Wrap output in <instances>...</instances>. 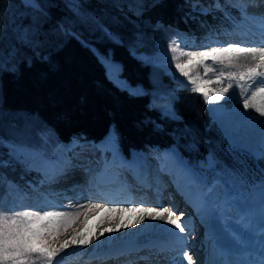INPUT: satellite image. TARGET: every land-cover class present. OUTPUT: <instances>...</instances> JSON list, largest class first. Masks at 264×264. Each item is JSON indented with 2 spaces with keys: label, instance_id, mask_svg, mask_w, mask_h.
<instances>
[{
  "label": "trees",
  "instance_id": "obj_1",
  "mask_svg": "<svg viewBox=\"0 0 264 264\" xmlns=\"http://www.w3.org/2000/svg\"><path fill=\"white\" fill-rule=\"evenodd\" d=\"M38 1L42 12L18 0H0V162H6L0 165V189L25 193L26 185L40 173L36 163L11 159L6 145L37 135L41 125L54 130L55 142L77 134L97 141L112 128L124 152L131 147L149 150L173 143L197 167L199 159L210 155L246 186L264 178V159L230 147L191 95L179 94L172 100L171 107L180 118L173 120L156 113L143 97H127L106 87L89 51L62 32V26L75 30L85 43H92L101 40L97 29L90 22V29L86 28L62 0ZM75 1L124 43L133 39L131 20L144 31L156 23L194 36L218 26L227 28L231 21L224 9L214 6L216 0H138L140 5L137 0ZM193 1L205 5L191 6ZM203 7L208 10L199 9ZM25 28L30 40L21 43L12 32ZM33 125L35 133L30 130ZM94 153L99 157L98 151Z\"/></svg>",
  "mask_w": 264,
  "mask_h": 264
},
{
  "label": "rangeland",
  "instance_id": "obj_2",
  "mask_svg": "<svg viewBox=\"0 0 264 264\" xmlns=\"http://www.w3.org/2000/svg\"><path fill=\"white\" fill-rule=\"evenodd\" d=\"M62 1L67 8L74 12L75 17L78 18L80 22L86 24L84 25L86 28L90 29L89 25H87L88 22H90V24H92L93 26V30L97 29V34H99V38H101V40L97 41L96 39L92 43H84L83 39H81L77 35L75 30L73 31L69 28L65 29V27L62 26V32L65 33V35L68 32L71 38L79 41L89 51V56L92 59V65L101 72L106 87H108L112 91L121 92L127 97H143L147 105L149 107H152L156 113L161 116L165 115L173 120H179L180 118L171 107L172 100L179 94H189L194 97L197 105L204 108L207 122L212 126V128H215L219 132L221 138H223V140L227 142L230 147L244 151L253 158L264 159V133L261 134L262 143L258 147L252 145L238 146L236 145V143L232 142L231 139H229V137L224 133L218 123V120H222V118L226 120V114L241 112L247 117H253L254 120H256V122L260 125L264 124V121L259 119V116H254L252 112H249L250 109H245L242 103H237L238 107H236L234 103L235 101H233L232 99L223 98L218 102L206 103L203 99L202 94L192 92L188 87L185 86L187 83V78L176 71L175 61L172 60L173 53L170 51V46L179 45L181 50L184 51L201 50L204 48L206 49L210 46L215 47L216 44L220 42L221 44L239 43L241 44V46H264V38H254L255 35H257L258 37V34H260L261 36H263L262 34H264V28H262L261 26L262 21L260 19L261 17H264V5H259V10H261L260 13L259 10H253L254 4L252 2H254V0H224V4L220 3L221 5H223L221 9H224L225 12H227L226 16H228V18H232L231 21L229 20L228 22V27L221 28V26H218L219 28H215L212 30L209 29L202 36H194L192 34L189 35L182 29H170L166 26L163 27L162 25L156 23L151 27V29H149V31H144V29L136 25L135 21L131 20L130 24L132 25L133 39L130 41V43H124L120 35H115L106 27L105 24H103L95 16H93L91 12H83L75 0ZM18 2L24 7L30 8L36 12H42V6L40 5L38 0H18ZM244 2L249 4V7L247 8V15L244 14L241 7L232 6L233 3ZM137 3L138 5H140V2L138 0ZM190 5L203 6L205 4L203 2L196 3V1H193L192 3H190ZM255 7L257 8L258 5H255ZM199 9L203 12H206L208 10L205 7H203V9ZM235 10L236 12L234 13ZM257 16H259V18H257ZM229 23H231V25ZM12 33L15 35V38L18 39L21 43L30 40L28 29L26 28L19 31L14 29ZM251 39H253L254 41L261 40V42L251 43ZM181 59L185 58L181 57ZM199 72L200 75L203 76L202 68L199 69ZM213 87H215V85H213ZM32 121L33 123L37 122V120ZM34 125L30 130L33 129V132L35 133ZM41 127L37 135L26 138L18 144H14L12 141H9L10 144L6 145L8 150L7 154L11 159H13L14 161L18 159L16 155H14L12 151H10L14 149L16 153H22V155L20 156L21 159L23 158L24 160H27L29 165L32 163H36L41 171L37 174L36 179H34L33 182H30L26 185L27 191H25V193L18 192L17 190L13 191V189L11 191H7L4 188L0 189V207L15 210L25 209L41 211H64L67 207H62L63 200L61 201V199H58L56 197V191L58 190L59 186L53 183L47 185L46 183L42 185V187L41 184L44 183V180L47 181L51 178L52 180H56L58 176L57 174L60 173V168H62V166L65 169L66 167L72 165V167L79 169V171L82 170V175H80L79 178H74L72 180H75L73 182L74 185H78L76 188H82L83 190L84 185H82L81 182L91 180V178L88 179L87 171L90 174V172H96L95 168H99L103 171L107 170L109 167L116 166V164H110V160H115V156L113 153L118 149L115 135L112 134V136H108L106 141H109V143L105 144H103L102 141L106 138V135L109 134V132L101 141L96 144L90 141L86 142L85 144H87V147H85L84 143L81 142L84 140V138L79 137L73 138L71 141L65 143L64 145H60L64 142H61L60 144H57V142H55V140L58 139L53 129H51L48 125H41ZM30 130L27 132V134H31ZM81 145L84 146V149L78 151V154L81 153V158L85 161L81 162L76 159H70L71 161L64 164L63 153L70 150L71 148H76L78 146L80 147ZM96 147L99 149V151H102V153H110V162L105 161V159H101L98 162L91 157V151H93V148ZM175 151H177V149ZM137 152L143 153V151L141 150H131L127 153L128 158L122 161L125 167H131L133 164H135L132 160L133 155H136L137 157L150 155V159L145 158L149 161L148 163H151L150 168L156 170L158 167L159 170L161 169V171H163V175H167L170 177H174L175 175H177L178 177H181L182 180H180V184H184L183 187L186 186V183L190 181V177L194 176L196 185L191 183L193 186H189L190 192H194L195 189L199 192L201 189L205 190L207 188H211L213 185H216L218 187V199L217 201H215V204L217 202L222 204L215 206V215L217 214V216H219V220L220 217L222 218L221 225L219 226L222 227V229L220 230L222 231V233H224L225 236L228 235L226 234L228 231L226 227H228L229 225H231L234 229L236 228L237 230L241 231V229L243 228L242 224H245L247 222V217L245 216L243 210L244 205L248 201L247 199H249L251 194H255L258 188H264V179L256 182L254 185H251L249 187L245 186L244 181H242L239 176L222 170L221 164L213 161L210 155L204 157L203 159H200V169L202 173L200 174V170L198 171L196 162L183 158L185 162L184 164H181V160L175 158L176 156L173 150L164 148L159 149L155 152L144 153L146 155H140ZM74 155L76 156V153ZM68 156L69 155H66L65 159H67ZM120 160H122V158H120ZM84 163H88V166L86 165V168H84ZM150 168L149 170L151 172ZM99 172L100 171L97 170V173ZM70 173V176L74 175V171H70ZM116 174L118 175V172ZM70 176H66L63 181L69 180ZM38 178L41 179V183L40 181H37ZM187 178H189L188 181ZM72 180H70L66 184L69 185ZM65 189L66 186L60 191V193L64 192ZM189 189L186 190V192L188 193V197L192 201L195 200L194 203H196V205H191L188 208L186 207L184 210H176L175 212L176 216L181 219L184 225H193L191 231H185V235L187 236L188 234L189 243L195 245L191 253H195L197 256L196 264H201L202 259H204V242H199L198 240L201 238V229L203 228L204 224L201 218V215L204 212L201 206L204 200V194H202L201 199H199L198 192H195L197 193V199H192V197L189 196ZM82 190H80L79 192L82 193ZM50 192L55 193V195L50 194ZM60 193H58V195ZM157 194V197L159 198V192H157ZM64 196L65 198H69L67 197V195ZM115 201L117 202H113L110 205L115 206L119 204V206L122 207L130 204L128 200L125 202H123V200L120 202L118 200ZM156 201L159 203V200ZM105 204L107 203L105 202ZM212 204L214 206V203ZM161 205L170 206L169 204L162 202L159 204H152V207H160ZM168 210L173 211L172 206L168 208ZM186 215V218H181L182 216ZM90 220L91 217H88L87 223L85 224L84 222L81 225L82 227L79 226L76 232L81 231L85 235L94 233ZM164 229L165 228L160 227V234L158 233V236L160 235L165 237L164 235H166V231H164ZM162 230L164 232L161 235ZM61 234L62 232L59 233V235ZM143 234L144 240L141 241V243L145 244L148 242L146 246L152 243V239L147 238L148 234ZM58 236H56L54 243L57 242ZM70 239V237L64 238L59 242V245L65 240ZM188 239L186 243L188 242ZM126 242L125 240H121L120 242H118V244L111 247L103 244L105 242H102V244L99 243L100 245L98 246L87 245L84 247H78L70 245L68 249L58 254V256L54 258L53 264H93L94 261H90V258L87 256L88 254H90L91 252H93V254L96 253L97 255L100 253L111 255H115L112 254L115 252L122 253L120 248L123 244H127ZM175 242L177 243V241ZM146 246H144L143 248H145V252H148L149 248ZM139 248L142 247L139 246L138 248L133 249L137 251ZM181 252L184 253V251L182 250ZM185 252L188 253V251L186 250ZM140 254L141 253L139 252L138 255ZM174 255L175 253L169 251V253L164 257V260L161 261L160 264H169V256L173 257ZM115 256L120 257L119 255ZM175 257H177V260L174 264H188L187 262L182 263V260L180 261L178 255H176Z\"/></svg>",
  "mask_w": 264,
  "mask_h": 264
},
{
  "label": "bare ground",
  "instance_id": "obj_3",
  "mask_svg": "<svg viewBox=\"0 0 264 264\" xmlns=\"http://www.w3.org/2000/svg\"><path fill=\"white\" fill-rule=\"evenodd\" d=\"M252 3L254 4L253 10L258 11L260 9L259 5H264V0H254V2ZM255 5H258V7L256 8ZM260 11L261 10H259V12ZM257 18H259V16H257ZM262 35L263 36L258 34V37L257 35H255L254 38L263 39L264 34ZM250 41L251 43L261 42V40L254 41L253 39H251ZM226 45L227 44H221L220 42L217 43L215 47H221ZM259 86H264V85L262 84L252 85V87L249 89V93L251 91H254L256 87ZM224 98L232 99L233 101H235L234 103L236 107H238L237 103L243 104L245 96L241 95L239 89L234 87V89L230 90V93L226 94ZM249 112H252L254 116L255 115L259 116L260 118L259 117L258 118L264 121V116H260V114L255 112L254 109H250ZM218 123L222 128V130L224 131V133L229 137V139H231V141L236 143V145L238 146L252 145L258 147L262 143L261 134L264 133V124L261 125L258 124L253 117L252 118L247 117L245 114L241 112L229 113L226 114V120L222 118V120H218ZM112 134L113 133L109 131V134H107L106 138L102 141L103 144L109 143V141L106 140L107 137L110 135L112 136ZM76 137L78 136H72L69 140H67L63 144H60V142H57V144L64 145L65 143H68L69 141H71L73 138ZM103 138L98 140L96 143L101 141ZM88 141L90 140L84 139L81 142H83L85 147H87V144L85 143ZM82 145L80 147L78 146L76 148H71L70 150L65 151L63 153L64 164L66 162L71 161L70 159H76L81 162L85 161L81 158L82 154L81 153L78 154V151L84 149V146ZM117 148H118V144H117ZM173 152H175V156H176L175 158H178V160L181 161L183 160V158H181L180 156V153L178 155L177 151L173 150ZM75 153L76 156L74 155ZM144 153L146 152L143 151V153H138V154L146 155ZM113 154L117 158L114 160L116 166L109 167L107 170H103V171L100 170L99 168H95L96 172L95 173L90 172V174L87 171L88 179L91 178V180L86 181L87 183L80 181L81 184L84 185L83 190L82 188L81 189L76 188L78 185L77 186L76 184L74 185L73 182L75 180H72L74 178L75 179L79 178L80 175H82V170L79 171V169L72 167V165L66 167L65 169L62 166V168H60V173L57 174L58 176L56 180L54 179L52 180V178L47 181L44 180V183H42L41 186L46 183L47 185L53 183L59 186L58 190L56 191L57 193L56 197L58 199H61V201L63 200L62 201L63 205L61 204L62 207L64 208L67 207L64 210V212H75L81 205H87L90 203H98V202H102L104 204L106 202L109 207H113L114 205H110V204L113 202H117L115 200H118L119 202L122 200L123 202L128 200L130 202V204H128L127 206H122V207H129V206L152 207V204H159L163 202L170 205V206L161 205L163 208L168 209L172 206L174 211L184 210L186 207L188 208L191 205L192 206L196 205V203H194L195 200L192 201L191 199H189L188 193L186 192V190L189 189V186L191 187L192 185L191 183L196 185L194 176H191L190 181L187 183L185 182L186 186L183 187L184 184L183 185L180 184V180H182L181 177H178L177 175H175L174 177L163 175V171H161V169L159 170L158 167L156 170L150 168L151 163H148L149 161L145 159V158L150 159L149 157L150 155L137 157L136 155L132 154L133 155L132 160L134 161L135 164H133L131 167H125L122 161L128 158L127 157L128 154L125 155L118 149L115 150ZM66 155H69L67 159H65ZM91 157L95 161H97L92 151H91ZM120 158H122V160H120ZM181 161L180 163L184 164L185 161L184 160L182 162ZM143 163L146 164L145 167L147 173V182L145 186L135 181L136 173L137 174L139 173V169L143 167L142 165ZM86 165L88 166V163H84V168L87 167ZM133 168H136L138 171H135ZM149 168L151 169V172ZM97 170H99L100 172L97 173ZM70 171H74L73 173L74 175L70 176L71 174ZM117 172L118 175L116 174ZM66 176H70L69 180L63 181V179ZM70 180H72L71 183L67 185L66 183L69 182ZM188 180L189 178H187V181ZM39 181L41 183V179ZM65 186H66L65 191L60 193V191L65 188ZM217 188L218 187L216 185H213L211 188H207L205 190L201 189L199 192L196 189L194 192H190L189 189V196L192 197V199L197 197V193L195 192H198L199 199H201L202 194H204L203 196L204 200L201 205L202 210H204L203 214L201 215L204 224L202 228L203 230L202 229L201 230L206 231L208 233V236L205 238V240H203L204 259H202L201 264H220L224 260L229 264H261V262L264 261V188L263 187H262L263 189L258 188L255 194L253 195L251 194L249 199H247L248 201L244 205V209H243L244 214L247 217V222L245 224H242L243 228L241 229V231L237 230L236 228L234 229L231 225H229L228 227H226V229L228 230L226 233L228 234L227 236H225L224 233H222V231L220 230L222 229V227L219 226L221 225L222 218L220 217L219 220L218 218L219 216H217V214L215 215V206L222 204L219 202L215 204V201H217L218 199ZM80 190H82V193L79 192ZM157 192H159V198L157 197L158 196ZM58 193L60 194L58 195ZM50 194L55 195V193H51V192ZM64 195H67V197L69 198H65ZM156 200H159V203ZM212 203H214V206ZM115 206L121 207L119 206V204ZM86 214L88 217H91L90 221L93 232L98 236L100 231L102 230V227L106 226L99 224L100 220L104 218L105 214L102 212H93V211H87ZM124 216H125V220L129 221L136 218L138 214L125 213ZM186 217L187 215L182 216L181 218H186ZM84 220H85V215L82 213L79 216V218L76 219V221L69 228L61 231L62 234L58 236L57 242H55L56 243L55 246L58 247L59 242L62 241L64 238H69V237L71 238V236L75 234L77 228L84 223ZM186 226H187L186 232H188V230L191 231L193 225H186ZM160 227L165 228L164 229V231H166V235H164L165 237L160 235L158 236V233L160 234L159 232ZM170 229H174V226L167 225L165 221L151 220L149 217L145 216V219L142 221L141 224L134 225L129 228H121L117 232L105 233L104 236H101L99 238V240L93 239L92 243L89 244V246H98L102 244V242H105L103 244H106L107 246L111 247L113 245L118 244V242H120L121 240H125V242L127 241L126 242L127 244H123L120 248L122 253H116V252L112 253L115 255H119L120 257H116L115 255L104 254V253H100L97 255L96 253L93 254V252H91L87 256L90 258V261H94L93 264H160L161 261L164 260V257L166 256V252L171 251L179 256L180 261L182 260V263L183 262L188 263L187 258L184 257L183 255L184 253H187L185 252L186 250L188 251L187 254L192 257L193 264H196L197 256L195 253L193 254L191 253L195 245L189 243L188 234L186 236L185 235L186 232L179 233L178 230L170 231ZM164 231L163 230L161 231V235L163 234ZM143 233H147L148 234L147 238L152 239L151 241L152 243H150L147 246L146 244L148 242L145 244L141 243V241L144 240ZM187 239H188L187 242L188 244L186 243ZM175 241H177V243ZM198 241L202 242V239L200 238ZM139 246H141L142 248H139L137 251L133 249V248H138ZM144 246L149 248L148 252L144 251L145 250V248H143ZM181 250L184 251V253H182ZM139 252L141 253L140 255H138Z\"/></svg>",
  "mask_w": 264,
  "mask_h": 264
},
{
  "label": "snow or ice",
  "instance_id": "obj_4",
  "mask_svg": "<svg viewBox=\"0 0 264 264\" xmlns=\"http://www.w3.org/2000/svg\"><path fill=\"white\" fill-rule=\"evenodd\" d=\"M232 6L241 7L247 15L248 3H233ZM215 7H222L219 0H216ZM260 19L264 28V17ZM170 51L173 53L172 60L175 61L176 71L187 78L185 86L192 92L202 94L206 103L220 101L236 87L240 94L245 96L244 108L254 109L260 116H264V86L256 87L249 93L252 85L264 84V46L228 43L221 47L184 51L177 45L170 46ZM201 68L203 76L199 72ZM10 151L18 159L22 155L16 153L14 149ZM0 165L6 166V162H0ZM87 211L105 214L99 224L106 226L102 227L99 235L95 233L85 235L77 231L70 240H65L58 247L55 246L56 236L69 228L82 213L85 215L84 222L87 223ZM125 213H137L138 216L126 221ZM145 216L174 226L170 231L178 230L179 233L186 231L187 226L176 216L175 211L163 207H109L104 203H90L79 206L75 212L0 207V264H53L54 258L70 245L87 246L93 239L99 240L105 233L141 224ZM183 255L187 258L188 264H193L191 256L187 253ZM261 264H264V261Z\"/></svg>",
  "mask_w": 264,
  "mask_h": 264
},
{
  "label": "water",
  "instance_id": "obj_5",
  "mask_svg": "<svg viewBox=\"0 0 264 264\" xmlns=\"http://www.w3.org/2000/svg\"><path fill=\"white\" fill-rule=\"evenodd\" d=\"M174 149H175L174 145L171 144L170 147H169V150H174Z\"/></svg>",
  "mask_w": 264,
  "mask_h": 264
}]
</instances>
